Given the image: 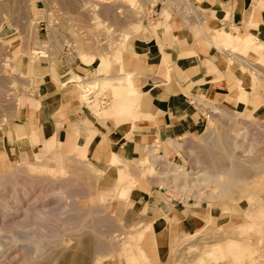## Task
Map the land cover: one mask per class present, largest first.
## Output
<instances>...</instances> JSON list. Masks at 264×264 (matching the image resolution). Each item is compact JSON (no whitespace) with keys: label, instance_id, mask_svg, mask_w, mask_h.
I'll return each instance as SVG.
<instances>
[{"label":"rangeland","instance_id":"rangeland-1","mask_svg":"<svg viewBox=\"0 0 264 264\" xmlns=\"http://www.w3.org/2000/svg\"><path fill=\"white\" fill-rule=\"evenodd\" d=\"M170 1L0 0V128L7 127L15 111L23 107L19 93L27 85L28 62L57 63L70 46L88 63L99 57L101 69L107 71L113 64L111 58L120 62L125 42L140 31H135L134 26L142 29L144 24L153 25L160 7ZM236 40L221 45L242 51ZM259 59L264 62L263 55ZM97 78L88 83L97 86L102 79L95 82ZM101 84L104 86V81ZM217 107L208 113L207 124L199 134L174 137L181 146H171L168 152L167 142L159 140L144 148L145 154L133 161L117 153L121 159L119 168L111 166L117 176L105 173L88 160L87 144L74 145L70 140L62 143L56 137L44 139L36 153L13 157L9 162L2 157L0 264H155L145 245L151 240L152 225L147 224L145 213L133 209L128 202L141 182H149L154 195L180 202L197 214L209 215L208 225L181 238L160 264H264V112ZM150 146L159 148L158 155L165 156L169 167L185 168L192 178L165 177L162 171L168 167L155 165L148 155ZM204 150H210L223 169L204 175L205 167L209 168ZM15 167L22 172H16L9 181L7 177ZM133 180L137 181L132 183ZM28 186L33 187V192L20 204L15 199V189L23 195ZM125 187L129 190L121 198L119 192ZM66 188L77 196L72 204L76 206L77 222L82 224L79 229L67 223L72 217L65 222L55 221L65 204L55 194ZM6 201L14 208L4 210ZM18 204L23 209L29 204L31 214L13 215ZM43 211H54L56 217L50 224L55 229L45 230L42 245L49 243L38 250L29 238L41 228L35 215Z\"/></svg>","mask_w":264,"mask_h":264},{"label":"crops","instance_id":"crops-1","mask_svg":"<svg viewBox=\"0 0 264 264\" xmlns=\"http://www.w3.org/2000/svg\"><path fill=\"white\" fill-rule=\"evenodd\" d=\"M158 14L153 25L134 26L140 31L107 71L99 57L88 63L70 46L61 62H28L27 85L19 93L23 107L0 128V159L36 153L44 139L56 137L87 144L88 160L117 176L109 167L114 152L133 161L155 141L197 135L214 107L264 112V62L258 56L264 0H171ZM249 35L255 37L250 45ZM234 39L247 53L221 45ZM97 77V86L88 83ZM128 202L152 225L145 245L154 246L148 251L155 264L209 223L208 213L154 195L149 182L133 189Z\"/></svg>","mask_w":264,"mask_h":264},{"label":"bare ground","instance_id":"bare-ground-1","mask_svg":"<svg viewBox=\"0 0 264 264\" xmlns=\"http://www.w3.org/2000/svg\"><path fill=\"white\" fill-rule=\"evenodd\" d=\"M219 33V32H218ZM231 34V33H230ZM228 36H230L229 34L228 35H226V37L227 38H229ZM255 39V37L254 36H252V35H249L248 36V38H247V41H246V44H248V45H250L251 43H252V41ZM256 42V41H255ZM260 48H262V51L259 53V58L260 57H262V55L264 56V47H260ZM122 68V67H121ZM123 70V69H122ZM119 72V71H118ZM99 78H101V77H99ZM99 78H97V80L95 81V82H97L98 80H99ZM134 86H132V85H130V92H133L134 91V88H133ZM204 106V105H203ZM209 108V107H208ZM218 108V107H217ZM49 121V120H48ZM241 121V120H240ZM242 122V121H241ZM244 123V122H243ZM47 124H49V123H47ZM229 125V124H228ZM55 126V125H54ZM56 127V126H55ZM226 127V126H225ZM227 128V127H226ZM228 131V130H227ZM230 132V131H229ZM229 132H227V133H229ZM78 133H79V131H78ZM220 133V132H219ZM225 133V132H224ZM223 133V134H224ZM76 134H77V132H76ZM226 135H228V138H229V134H226L225 133V136ZM264 136V135H263ZM228 140V139H227ZM228 142V141H227ZM171 146H181V144L179 143V142H177L176 140H174V139H168L167 140V144H166V146H165V150H166V152H168L169 150H170V148H171ZM161 147V146H160ZM209 147V146H208ZM173 148V147H172ZM159 149V148H158ZM157 148H151L150 147V149L148 150V155L149 156H151V157H153V160H154V163H155V165L158 167H160V168H162V167H168V168H165V169H163V171H162V174H164V176L166 177H168V178H170L171 176H178V178H192V176H191V172H188L187 171V169H185V168H180V167H177V166H174V167H169V163H167V161H166V158H165V156L163 157V156H160V155H158V153H157V150H158ZM208 149H211V148H208ZM204 152H207V154H205L206 156H207V160H208V167L209 168H207V167H205V172H204V175L205 174H210V172H214V171H216V170H221V168H222V166H220V165H218L217 163H216V159H215V155L212 153V152H210V150H207V151H205L204 150ZM68 158H70V157H68ZM71 159H73V157H71ZM121 159L118 157V155H117V152H114L113 153V156H112V158H111V160H110V162H109V167H117V168H119L118 167V162L120 161ZM206 161V160H205ZM73 162H75V161H73ZM201 162V161H200ZM76 163H80V162H78L77 160H76ZM248 165V164H247ZM250 166H251V164H250ZM24 167V166H23ZM23 167H21V168H23ZM16 168V167H15ZM14 168V169H15ZM19 168V167H18ZM27 169V168H26ZM203 169L204 168H202V169H200V170H198V172H200V171H203ZM223 169V168H222ZM21 170V169H20ZM20 170H18L17 168H16V170H14L13 172L11 171V173H9L10 175H9V177H7V178H9V181H12V179L14 178V175H17L18 174V172L20 171ZM79 171V170H78ZM222 171H224V170H222ZM17 172V174H15ZM21 172H22V170H21ZM26 172V171H25ZM197 171H196V173H198ZM245 172V171H244ZM27 173H28V171H27ZM79 172H77V174H78ZM121 174H120V178H121V180H122V178H123V176H122V172H120ZM216 173V172H215ZM246 173H247V171H246ZM74 176H73V178L74 179H78V177L76 176L77 174H75V173H72ZM212 175H213V173H211ZM216 174H218V171H217V173ZM239 175H240V173H238ZM241 174H243V173H241ZM8 175V174H7ZM224 175V174H223ZM238 175V176H239ZM31 176V175H30ZM199 176V175H198ZM235 176H237V174L235 173ZM237 176V177H238ZM134 177V176H133ZM197 177V176H196ZM2 178V177H1ZM43 179H44V177H42ZM136 178V177H135ZM178 178H176V179H178ZM241 178V177H240ZM3 179V178H2ZM18 179V178H17ZM72 179V178H71ZM71 179H69V181L71 180ZM216 179V178H215ZM233 179H234V177H233ZM236 179V178H235ZM0 181H1V179H0ZM14 181V180H13ZM67 181V180H66ZM137 181V180H136ZM136 181H132V183H134V182H136ZM219 181V180H218ZM68 182V181H67ZM71 182V181H70ZM75 182V180L73 181V183ZM224 182V181H223ZM9 183V182H8ZM23 183V182H22ZM218 183H220V184H222L221 183V181L220 182H218ZM33 184V183H32ZM69 184V183H68ZM37 185V184H36ZM69 186V185H68ZM220 186V185H219ZM32 186H28V188H24V194L23 195H20V194H18L19 193V191H18V189H15V192H16V194H15V199L17 200V201H19L20 202V204L24 201V199H27V197L29 196V192H33V190H31L30 191V188H31ZM60 187V186H59ZM33 188V187H32ZM36 188V187H35ZM42 188V187H41ZM57 188V187H56ZM43 189V188H42ZM218 189V188H217ZM216 189V190H217ZM35 190V189H34ZM63 190V189H62ZM58 191V193H56L55 194V197L57 198V199H59V200H61V201H64L65 202V204H63V207H62V209L60 210V212L57 214V217H56V215H54L53 213H54V211H53V213H52V211L51 212H38L35 216H36V221H37V225H39L41 228H39L38 227V230L37 229H35V233L33 232L32 233V236L29 238V240L35 245V247L38 249V250H41V249H43V247H45V246H47L46 244L47 243H49V242H47L46 243V241H44V243H46V244H44V246L42 245L43 243H42V241H43V239L46 237V232H45V230L47 229L48 231L50 230V229H55V228H52L53 227V225L52 224H50V221H53V220H55V219H53L54 218V216L56 217V220L55 221H67V220H69L70 219V217H72V219L73 220H69V221H67V223H69L71 226H74V227H72V228H75V229H79V227L82 225L81 224V222H77V219H76V215L74 214V212L76 211V206H74L72 203H73V200H74V198H76V197H74L75 196V194L76 193H74V191H72V189L70 190V189H67L66 188V190L65 191ZM129 189L127 188V187H125V188H123V189H121V191L119 192L120 193V197L122 198V197H124V195L126 194V192L128 191ZM224 190V189H223ZM56 191V190H55ZM76 191V190H75ZM81 191V190H80ZM79 191V192H80ZM229 191V190H228ZM85 192V191H84ZM225 193H226V191H224ZM4 195V194H3ZM48 195V194H47ZM2 197V196H1ZM80 197V196H79ZM13 198V197H12ZM11 198V199H12ZM80 198H84V197H80ZM19 199V200H18ZM78 199V198H77ZM4 200V199H3ZM6 200H8V199H6ZM13 201H14V199H12ZM34 200V199H33ZM47 200V199H46ZM50 201V200H49ZM60 201V202H61ZM15 202V201H14ZM18 202V203H19ZM47 202V201H46ZM13 203V202H12ZM79 203V202H78ZM15 204H17L16 202H15ZM20 204H18V207H17V209H16V212H13V215H16V217H17V215H19V214H21V213H24V215H29V214H31V213H29V211L31 210V209H28V208H30L29 206V204L26 206L27 208H25V209H23V207L20 205ZM83 204V203H82ZM88 205V204H87ZM78 206V205H77ZM12 208H14L13 206H12V204L10 203V201H6V203H5V206H4V210H11ZM61 208V207H60ZM26 209H28V210H26ZM33 210V209H32ZM39 210V209H38ZM43 210V209H42ZM41 209H40V211H42ZM80 210V209H79ZM83 210H85V209H83ZM105 210V209H104ZM103 210V211H104ZM21 211V212H20ZM36 212V211H35ZM35 212H32V214H34ZM93 213V212H92ZM77 214V216H80V214L79 213H76ZM114 215V214H113ZM6 216V215H5ZM107 217V216H106ZM105 217V218H106ZM69 218V219H68ZM53 219V220H52ZM104 219V218H103ZM99 221V220H98ZM63 222V223H64ZM97 222V221H96ZM49 224H50V226H49ZM73 224H75V225H73ZM99 224V223H98ZM101 224V223H100ZM52 225V226H51ZM55 226V225H54ZM51 227V228H50ZM62 227V226H61ZM60 227V228H61ZM78 227V228H77ZM102 227V226H101ZM50 228V229H49ZM57 228H59L58 226H57ZM69 228V227H68ZM124 229V228H123ZM115 230V229H114ZM47 231V232H48ZM52 230H50V232H51ZM58 231V230H57ZM98 231V230H97ZM59 232V231H58ZM100 232H101V230H100ZM110 232V231H109ZM110 233H112V232H110ZM31 234V233H30ZM58 236V235H57ZM51 237H53V236H51ZM60 237V236H59ZM19 238L20 237H18V240H19ZM49 238V237H48ZM27 239H28V237H27ZM51 239V238H50ZM111 240V239H110ZM17 241V240H16ZM23 241V240H22ZM20 242V241H19ZM27 243V242H26ZM107 244V243H106ZM105 244V245H106ZM108 245V244H107ZM107 246H104V248H106ZM23 248H26V247H23ZM134 261H135V259H134ZM136 263V262H135ZM243 263V262H242Z\"/></svg>","mask_w":264,"mask_h":264}]
</instances>
